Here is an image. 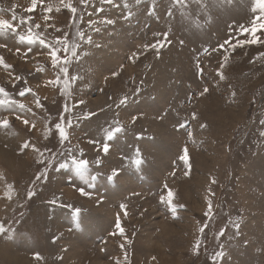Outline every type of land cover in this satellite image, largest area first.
<instances>
[{"label": "rangeland", "instance_id": "obj_1", "mask_svg": "<svg viewBox=\"0 0 264 264\" xmlns=\"http://www.w3.org/2000/svg\"><path fill=\"white\" fill-rule=\"evenodd\" d=\"M31 7L0 0V19L17 27L0 34V264H264V27L248 31L262 15L252 0ZM29 28L68 59L67 76L49 47L19 41ZM157 41L159 55L145 51ZM117 126L108 155L89 143ZM185 146L190 168L178 161ZM73 159L89 161L84 176ZM169 190L175 217L160 200Z\"/></svg>", "mask_w": 264, "mask_h": 264}, {"label": "snow or ice", "instance_id": "obj_2", "mask_svg": "<svg viewBox=\"0 0 264 264\" xmlns=\"http://www.w3.org/2000/svg\"><path fill=\"white\" fill-rule=\"evenodd\" d=\"M39 2L42 3V0H39ZM85 2V0H81V3ZM105 2L107 3H111L112 0H105ZM37 3H38V0H32V7L29 9V11H32V9H34L36 6H37ZM67 8H69L71 10L72 13H75L77 11V9L75 7H73L71 5V3H68L65 5ZM102 10V9H101ZM257 10H259V12L262 14L261 17H259L257 19V21H254L253 23L255 24L254 27H252L251 29H249L248 31H250L251 33H255L257 28L258 27H264V25H261L258 23L259 19H264V0H252V9L251 11L253 13H255ZM47 12H51L52 11V7L51 5H49L46 9ZM45 20L48 19L47 16L44 17ZM106 23H114V21H108L106 20L105 21ZM21 23H24V21L22 20ZM91 24V21L89 22ZM37 28H39L40 26L39 25H36ZM243 31V29H241ZM7 33H11L13 35L17 34V27L14 23L10 22L8 19H0V34H7ZM84 33L81 32L80 33V37L81 39L84 38ZM164 38H165V42H167V36L168 34L167 33H164ZM18 39L21 43H26L27 45H32L34 43H36L37 41L39 42L40 45L42 46H47L51 49L50 51V57H51V62H52V65L53 67H58L60 72H62L65 76H67L69 74V68L66 67V65L69 63L68 59L66 57H62L59 53H58V49L54 46V45H46V42L43 38H40L38 36H34L32 35L31 33V28H29L27 30V35H19L18 36ZM88 42L91 43V38L88 37ZM60 41H58L59 43ZM247 42H250V43H255L256 42V39H255V36L253 35V39L251 41H247ZM181 43H183V41H181ZM246 43V41H241V44H244ZM163 43L160 42V41H157L156 43L154 44H151V45H145L144 48H145V51H147L149 48H152V49H155L156 50V53L157 55H159V49L161 47H163ZM221 47H223L221 45ZM64 51L66 52L67 51V46L65 45V48H64ZM72 55L75 57L77 56V52L75 51V49L73 50L72 52ZM137 54H133V58L136 57ZM261 56H264V53H261L260 54ZM226 59V57H225ZM0 63H3V60L2 58H0ZM199 67V65H198ZM113 76H116L118 75V73H112ZM72 79H78L79 77L78 76H73L71 77ZM52 83H59V80H55V81H52ZM65 84H67V81H65ZM30 91V90H29ZM208 91L207 88H204V91L203 93H200L201 95H203L204 93H206ZM4 92V89L0 88V93H3ZM21 96L24 95L23 92L20 93ZM127 102V97H124L120 100V104H125ZM6 102L4 100H0V105H3L5 104ZM79 103H83V101L81 100ZM37 105L39 106V101H37ZM19 107L21 108V110L24 109V105L23 104H20ZM193 118H195V114L193 113ZM133 122H135V119L136 117H133ZM25 124L28 123L27 120L24 121ZM0 127H8V121L7 120H3V121H0ZM56 129L58 130V133H59V139L61 141V143L65 142V141H68L69 140V134L66 130L65 127H63L60 123H57L56 124ZM69 127H71V122L69 121ZM185 127L184 124H180L177 128V130H179L180 128H183ZM201 127H204L203 125ZM124 129H123V126H117L109 131H107L106 133V139L104 142H99V141H89V143H92V144H99L100 147L97 149L98 152L102 151L103 155H108L109 152H110V149L112 147V144H111V141H113V139L116 137V135L120 132H122ZM191 135L192 133L189 131L188 132V136L189 138H191ZM23 149H27L29 147V144L27 142H25L22 146H21ZM33 150H36L38 151V149H35V146L33 145ZM136 154H137V159H135L133 161L134 165L137 167V169L139 170L140 166L144 163L143 159H142V156L140 154V151L139 149L137 148L136 150ZM81 155H84L83 152H81ZM178 161L182 162V165L185 167V168H190V163H189V155H188V149L187 147L185 146L182 150V154L179 155L178 157ZM40 163H44L43 161H39ZM97 163L98 164H101L102 163V159L101 158H97ZM175 163V162H174ZM73 164L75 165V168H76V171L81 175V176H84L85 175V169L87 168L88 164H89V161L87 159H73ZM66 167L65 164H61L60 165V168H64ZM120 174V169H112L111 172L108 174V179L109 180H113L115 177H117L118 175ZM186 175L188 174V172L186 171L185 173ZM44 175V173H41V174H38L36 179L39 180L42 178V176ZM215 182V181H213ZM165 187H167V185H165ZM79 191L81 192V195H88L87 192L84 191L83 188L79 189ZM35 193L34 192H29L28 195H29V198L34 195ZM161 200V203L165 204L168 209L171 211V213L173 214V216L175 217L176 215V211H177V207L173 205L172 201H173V192L171 190H169L167 192V196H161L160 198ZM52 203H56V201H52ZM121 207H124L123 205H121ZM179 207H183V205H180ZM78 211V210H77ZM212 211V204H211V201L209 200L208 202V212L205 213V215H209ZM116 229L119 230V233L121 235L124 234V229L123 227L121 226V223L119 221V219H117L116 221V225H115ZM235 227L238 228L239 227V224L236 223L235 224ZM201 232H203V228L200 229ZM5 232V229L3 227V225H0V234L4 233ZM115 233H113L114 235ZM223 234V231H221V235ZM199 244H200V241L198 240L196 245H195V248L196 250L199 249ZM217 256H223V252H219L216 254ZM37 258L39 259V254L37 253L36 254Z\"/></svg>", "mask_w": 264, "mask_h": 264}]
</instances>
